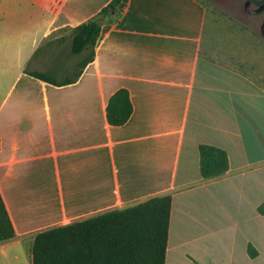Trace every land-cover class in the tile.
<instances>
[{
  "label": "crops",
  "instance_id": "obj_1",
  "mask_svg": "<svg viewBox=\"0 0 264 264\" xmlns=\"http://www.w3.org/2000/svg\"><path fill=\"white\" fill-rule=\"evenodd\" d=\"M30 1L39 12L21 34L36 37L18 77L48 41L64 84H6L0 192L16 235L0 242V264H33L42 231L168 194L166 264H264V86L203 53L206 3L124 0L101 16L94 60L61 78L73 30L112 0ZM122 87L134 112L115 127L106 109ZM201 144L227 151L226 174L202 176Z\"/></svg>",
  "mask_w": 264,
  "mask_h": 264
},
{
  "label": "trees",
  "instance_id": "obj_2",
  "mask_svg": "<svg viewBox=\"0 0 264 264\" xmlns=\"http://www.w3.org/2000/svg\"><path fill=\"white\" fill-rule=\"evenodd\" d=\"M124 0H112L100 13L77 26L71 35V54L83 56L77 63L79 77L96 55L101 35V16L116 13ZM24 72L40 80L64 84L55 73ZM73 79H69L72 82ZM134 104L128 88L118 89L109 99L106 118L110 125L128 123ZM200 168L205 179L223 176L230 168L226 150L201 144ZM172 195L150 198L124 209H117L88 219L42 231L32 248L33 264H166L172 214ZM264 212V206L260 207ZM16 231L0 192V242L11 240ZM250 254L257 251L250 246Z\"/></svg>",
  "mask_w": 264,
  "mask_h": 264
},
{
  "label": "rangeland",
  "instance_id": "obj_3",
  "mask_svg": "<svg viewBox=\"0 0 264 264\" xmlns=\"http://www.w3.org/2000/svg\"><path fill=\"white\" fill-rule=\"evenodd\" d=\"M202 1L209 8L203 53L246 72L264 86V36L261 33L264 13L249 14L244 8L245 0ZM38 12L32 9L30 0H0V130H3L5 102L9 96L7 82L20 83L35 79L28 73L19 78L18 73L21 72L20 66L27 49L36 37L34 33H31L30 38L27 34L22 36V22L27 16L36 17ZM49 44L48 41L41 42L36 54L26 65L27 72H49L56 65L54 59L59 57L57 51L52 53V49L47 50ZM82 57L73 56L69 70L61 78H75V72L79 70L77 63ZM10 255L15 256L16 253Z\"/></svg>",
  "mask_w": 264,
  "mask_h": 264
},
{
  "label": "water",
  "instance_id": "obj_4",
  "mask_svg": "<svg viewBox=\"0 0 264 264\" xmlns=\"http://www.w3.org/2000/svg\"><path fill=\"white\" fill-rule=\"evenodd\" d=\"M252 2H255L256 4H263V5H262V7L260 9H255L254 10V9L251 8ZM263 8H264V0H247L246 1V9L251 14H260V13H262ZM261 33L264 36V20H263V22L261 24Z\"/></svg>",
  "mask_w": 264,
  "mask_h": 264
},
{
  "label": "flooded vegetation",
  "instance_id": "obj_5",
  "mask_svg": "<svg viewBox=\"0 0 264 264\" xmlns=\"http://www.w3.org/2000/svg\"><path fill=\"white\" fill-rule=\"evenodd\" d=\"M246 1L247 0H245V3H244V8H245V10L247 11V9H246ZM262 5L263 4H256L255 2H252V5H251V8L252 9H260L261 7H262ZM248 12V11H247ZM249 13V12H248ZM262 13H264V8H263V11H262ZM262 13H260V14H262ZM249 14H251V13H249ZM252 15H258V14H252ZM264 20V19H263Z\"/></svg>",
  "mask_w": 264,
  "mask_h": 264
}]
</instances>
